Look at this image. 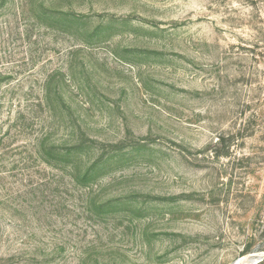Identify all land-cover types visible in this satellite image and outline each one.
<instances>
[{"label":"rangeland","instance_id":"374dc122","mask_svg":"<svg viewBox=\"0 0 264 264\" xmlns=\"http://www.w3.org/2000/svg\"><path fill=\"white\" fill-rule=\"evenodd\" d=\"M0 264H264V0H0Z\"/></svg>","mask_w":264,"mask_h":264},{"label":"trees","instance_id":"16d2710c","mask_svg":"<svg viewBox=\"0 0 264 264\" xmlns=\"http://www.w3.org/2000/svg\"><path fill=\"white\" fill-rule=\"evenodd\" d=\"M26 37L27 39L29 40L28 38V32L26 34ZM31 59V57H30ZM32 60V59H31ZM12 68V67H11ZM20 70H17V71H14V70H8L7 72H5V77L6 79H13V76H19V79H17L15 81L16 85L13 87V88H20L21 92L23 90V85L28 82V77H26V71H24L26 69V65L23 64V66H19ZM51 75L50 74H42V77L40 78L39 81H37V79L35 80H30L31 81V85H30V96H33V94H35V87H37L38 91V96L35 97V103L34 105L32 106L33 107V112L36 111V107L38 109H41L42 108V105H44L46 102H47V99H48V96H47V90H48V84L51 80ZM22 78V79H21ZM11 84H9L8 86H11ZM27 91V90H26ZM49 93H50V90H49ZM27 94V96L29 95ZM37 95V94H36ZM22 98V97H21ZM21 101H18V104H20ZM20 108V106H19ZM36 142H38V139H36ZM53 150V149H52Z\"/></svg>","mask_w":264,"mask_h":264}]
</instances>
